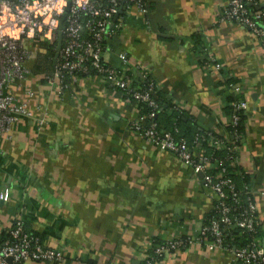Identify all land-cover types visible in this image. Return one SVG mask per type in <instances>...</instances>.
Returning a JSON list of instances; mask_svg holds the SVG:
<instances>
[{
  "label": "crops",
  "instance_id": "1",
  "mask_svg": "<svg viewBox=\"0 0 264 264\" xmlns=\"http://www.w3.org/2000/svg\"><path fill=\"white\" fill-rule=\"evenodd\" d=\"M226 3L153 0L146 15L124 4L112 20L115 48L105 57L119 66L124 52L137 77L147 71L164 98L186 110L184 120L224 137V75L234 79L248 104L236 164L249 176L264 228V47L252 28L221 20ZM196 35L202 49L193 46ZM207 52L221 64V76L201 69L198 57ZM30 83L34 117L13 125L11 138L0 137V188L11 190L0 211V241L21 220L64 256L26 264H142L147 241L198 234L213 209L209 189L175 154L130 131L136 112L119 92L93 77L60 95L37 77ZM202 246L161 264H230L226 251Z\"/></svg>",
  "mask_w": 264,
  "mask_h": 264
},
{
  "label": "built area",
  "instance_id": "2",
  "mask_svg": "<svg viewBox=\"0 0 264 264\" xmlns=\"http://www.w3.org/2000/svg\"><path fill=\"white\" fill-rule=\"evenodd\" d=\"M262 2L264 3V0H227L221 20L252 28L264 47V10L259 8ZM124 4L127 6L134 4L143 15L148 13V9L140 0H0V137L11 138L13 125L21 118L34 117L35 112L30 106V100L36 96V91L31 87L30 81L34 75L31 74L32 67L29 65L34 62L39 52H43L38 47L39 42L53 44V53L55 52L60 17L69 6L64 21L62 46L53 64V73L34 77L39 81L44 78L46 85L57 89V94L60 95L81 78L78 77V72L88 73L86 64L90 63L96 70L91 77L104 79L113 91H124L125 101L133 106L136 117L129 124L130 131L159 150L175 154L199 175L213 200L211 212L218 213L211 216L207 225L203 224L196 236L174 237L165 241L166 244H154L152 240L144 243L140 248L142 264H155L153 263L155 256H162L163 259L166 256L173 257L193 245H203L206 250L226 251L231 258L230 264H264L263 246L252 247L254 244L245 247L224 246L225 237L235 229L255 232L256 224L261 221L259 207L250 189L249 194L253 202H250L248 210L232 213L236 211L234 205L241 204V200L232 181L225 176L226 165L223 161L212 164L210 158L204 155L205 150L200 139L195 140V154L186 141L176 140L169 132L160 133L154 119L152 124L148 125L140 115L141 102L158 110L155 90L157 84L133 86L131 75H138L134 70L137 65L124 52L118 54L121 62L119 66L110 65L107 61L105 62L108 66L103 63V51L107 53L110 48L106 45L103 47L102 44H105L111 29L114 28L113 18L118 15ZM247 6H253L255 11H250ZM87 15L90 18L83 22L84 16ZM85 30L92 33V39L84 36ZM207 57L211 58V61L215 60L209 52ZM216 62L214 64L205 62L201 69L221 76L222 66ZM145 76L146 74L142 72L141 77ZM225 87L227 92L236 96L231 103L233 113L228 119V124L236 126L248 104L245 98H240L242 90L238 84L226 83ZM23 96L24 99H19ZM179 107L182 106L176 105V108ZM150 117L155 118V113L150 114ZM36 120L40 125L44 122L41 118ZM208 137L217 149L226 145L223 140L211 133ZM239 147L232 143L228 148L232 152H237ZM228 162L230 167L237 165V160L233 158L229 157ZM216 168H219V171L214 175L211 170ZM10 197V187L2 186L0 211ZM8 231L11 238L0 241V264H26L39 260L51 263L63 261L64 256L60 250L41 245L38 238L23 228L21 220L14 221ZM150 249L152 254L148 253ZM8 258H11L10 263L7 261Z\"/></svg>",
  "mask_w": 264,
  "mask_h": 264
},
{
  "label": "trees",
  "instance_id": "3",
  "mask_svg": "<svg viewBox=\"0 0 264 264\" xmlns=\"http://www.w3.org/2000/svg\"><path fill=\"white\" fill-rule=\"evenodd\" d=\"M141 3H143L146 8L148 9V12L151 11L152 3L153 0H140ZM247 8L250 11H255V8L253 6H247ZM263 10V9H262ZM90 16H84L85 19H89ZM118 29L112 28L111 33L109 37L105 40V44L103 43L102 46L104 45L108 46L110 49H112L116 45V40L117 37L116 35L118 34ZM84 36L87 39H92V33L85 30L83 32ZM116 37V39H115ZM115 39V42H114ZM115 43V45H114ZM193 43L195 49L198 48H203V42L202 38L199 37L198 35L195 36V40L193 38ZM38 47L43 50V52H39L35 59L34 62H31L29 66L32 67L31 69V74L37 77L45 76V75H50L53 73V64H52V56H53V44H46L43 42H39ZM115 48V47H114ZM114 48L112 50H114ZM111 50V51H112ZM106 52L103 51V63L106 61L105 57ZM199 60L197 62L202 66L205 62H210L213 63L216 62L217 60L211 61V58L208 59L207 55H203L198 57ZM106 63V62H105ZM218 63V62H216ZM220 64V63H219ZM88 73H82L78 72V77L85 78V77H91L96 73V70L92 68L90 63L86 64ZM106 66L108 64L106 63ZM146 74L145 78L143 77H137V76H132L131 75V83L133 86H144L153 83L156 85L155 80L151 75L147 72L144 71ZM224 75V74H223ZM225 82L228 84H234L235 81L232 77L226 73L224 75ZM42 83L46 84V81L44 78H41ZM156 90V96L159 104L158 110L153 109L150 107L147 103L141 102L139 103V111L140 115L143 116L145 119L146 124L151 125L154 119V122L156 124V128L160 133H171L173 137L176 140H183L186 141L189 146L191 147V150L193 153L196 150H194V145H195V140L198 138L201 140L202 148L205 150V154L207 155L212 164H217L219 161H223V163L226 165V177L229 178L235 188V192L237 193L239 199L241 200V204L239 205H234V208H236V211L232 213H239L244 210H248L250 202H253V198L251 194H249V188H250V180L249 176L245 174L243 171H241L238 166L236 165L235 167H230L228 164V159L233 158L237 160L238 154L237 152H232L228 147L231 146V144H235L236 146H241L242 142L241 140L244 137L245 134V112L241 113V117L236 124V126H232L231 124L227 125L228 129V137H224L218 132H216L214 129H207V128H202L199 126L196 120L192 119H183L186 117V110L184 108H176V103L173 102L172 100H168L167 98H164L163 94L160 92L159 88L157 85L155 86ZM116 92H119L120 95L125 98L124 96V91L122 90H117ZM236 96L230 94L226 95V105H225V113L227 118L229 119L230 116L233 113V109L231 106V103L235 100ZM240 98H244L243 95L240 96ZM155 113L156 117L151 118L150 114ZM213 134L216 138H219L224 141L226 144L223 148L217 149L213 146V143L209 140L208 134ZM239 136V137H238ZM238 137V138H237ZM220 163V162H219ZM219 171V168L211 170V173L214 175L217 174ZM229 203V202H228ZM232 205V203H229ZM218 213L211 212L209 213L204 221V225H207L211 216L217 215ZM23 228L29 232L32 236L36 237L39 239V242L42 244L41 239L35 235V233L30 232L29 230L26 229L24 224L22 223ZM256 230L255 232H246L243 230H237L235 229L233 233H230L225 237V245H230V246H239V247H245V246H252V247H262V239L264 238V228L262 225V222L259 221L256 224ZM210 238L212 236H209ZM9 231L6 233L5 237L1 240V242L6 241L10 239ZM152 243L154 244H166L165 240H159V239H153ZM1 244V243H0ZM44 246V245H43ZM47 248V247H46ZM222 250V249H220ZM148 253L152 254L151 249L148 251ZM155 260L153 263H160L163 260L162 256H155ZM40 262H47L44 260H39ZM39 261H33V262H39ZM32 262V261H31ZM49 263V262H47ZM52 263H57V262H52Z\"/></svg>",
  "mask_w": 264,
  "mask_h": 264
},
{
  "label": "water",
  "instance_id": "4",
  "mask_svg": "<svg viewBox=\"0 0 264 264\" xmlns=\"http://www.w3.org/2000/svg\"><path fill=\"white\" fill-rule=\"evenodd\" d=\"M69 6H67L66 8V12L62 14V16L60 17V21H59V26H58V31H57V38H56V47H55V52L53 53V59H52V64H55L56 58L59 54V51L61 50V46H62V40H63V32L65 29V25H64V21L65 18L67 16V12H68ZM119 14V13H118ZM118 15H116L114 17V19L117 17ZM113 19V20H114ZM2 205V204H1ZM262 246L264 247V238L262 240ZM7 261L10 263L11 262V258H8Z\"/></svg>",
  "mask_w": 264,
  "mask_h": 264
}]
</instances>
